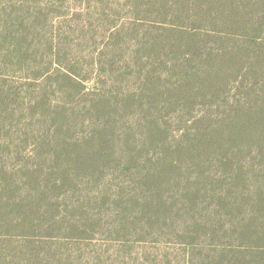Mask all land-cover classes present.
I'll use <instances>...</instances> for the list:
<instances>
[{"label":"trees","instance_id":"trees-1","mask_svg":"<svg viewBox=\"0 0 264 264\" xmlns=\"http://www.w3.org/2000/svg\"><path fill=\"white\" fill-rule=\"evenodd\" d=\"M86 1L135 24L112 21L91 76L0 69V264H42L53 223L95 218L72 204L112 181L95 199L181 235L185 264H264V0Z\"/></svg>","mask_w":264,"mask_h":264},{"label":"rangeland","instance_id":"rangeland-1","mask_svg":"<svg viewBox=\"0 0 264 264\" xmlns=\"http://www.w3.org/2000/svg\"><path fill=\"white\" fill-rule=\"evenodd\" d=\"M86 5V0H0V69L6 74L8 85L26 83L27 77L42 69L51 70L52 83L63 84L57 70L68 69L81 78L91 76L90 60L98 51L101 36L115 24L112 21H117L116 27L123 30L133 29L135 24L134 13L126 14L133 12L128 6L122 8L113 3L103 11L96 9L94 1H90L89 10ZM137 10L141 12L140 8ZM125 34L130 36V32ZM123 49L120 47L116 55H123ZM95 82L92 77L85 87L94 88ZM53 87L54 104L71 100L72 88L68 87L69 94L64 98L57 83ZM94 186L85 187L83 205L78 207L73 202L72 206L77 210L86 206L82 209L90 210L95 218L86 222L76 215L71 217L75 225L81 221L77 228L53 223V233L61 237L35 251L42 257V264H185L189 251L180 245L181 235L163 227L144 225L135 214L131 216L133 220L127 221V211L117 207L116 199L115 202L111 197L95 199L98 196L93 195L101 191L117 196L122 191L115 188V182L101 185L96 191ZM36 231L42 236V229ZM15 244L4 243L9 249ZM19 252L23 250L20 248ZM23 259L25 256L19 264H31Z\"/></svg>","mask_w":264,"mask_h":264}]
</instances>
